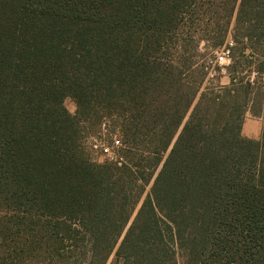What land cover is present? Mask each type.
<instances>
[{"label":"trees","instance_id":"1","mask_svg":"<svg viewBox=\"0 0 264 264\" xmlns=\"http://www.w3.org/2000/svg\"><path fill=\"white\" fill-rule=\"evenodd\" d=\"M0 264H264V0H0Z\"/></svg>","mask_w":264,"mask_h":264},{"label":"rangeland","instance_id":"2","mask_svg":"<svg viewBox=\"0 0 264 264\" xmlns=\"http://www.w3.org/2000/svg\"><path fill=\"white\" fill-rule=\"evenodd\" d=\"M211 56H212L211 57L212 58L211 63L212 64L214 63V66L217 67V69L219 70V73H217V75H216L217 80H216L215 84L218 86H224L225 84L228 83V78L226 76H224V74L221 73L220 68L223 67L225 63H223V62H221V64L215 63L214 62L215 61V58H214L215 53H213ZM235 75H239V74H235ZM64 107L67 109V111L69 113L74 114L76 107H75V104L71 98H66L64 100ZM247 115L253 117L250 113H247ZM91 136H92V139L89 138L91 141V145L93 144L96 147V148H94V146H92V149H91L93 159L97 163H103L105 161V158L102 156V154L100 152V147H102L103 141H99L100 139H98V137H100L101 140H103V138H102V136L99 135V132H96V131H95V133L91 134ZM117 137H116V139H118ZM113 152H114V150H113ZM116 152L119 153V150L117 149Z\"/></svg>","mask_w":264,"mask_h":264},{"label":"built area","instance_id":"3","mask_svg":"<svg viewBox=\"0 0 264 264\" xmlns=\"http://www.w3.org/2000/svg\"><path fill=\"white\" fill-rule=\"evenodd\" d=\"M215 63L221 64V62L225 63L223 67L220 68V71L222 74L225 73V67L229 63V59L227 58V55L223 51L215 52ZM212 59V58H211ZM211 59L208 61L207 65L209 67L208 69V78H215L217 73H219V70L217 71V67L214 66V63H211ZM94 146V145H93ZM94 148H96L94 146ZM120 144L117 139H114L113 144L111 145H105L103 144L102 147H100V152L102 156L105 158V161L107 162H117L118 159V153L116 152L117 149L119 150ZM114 150V152H113Z\"/></svg>","mask_w":264,"mask_h":264},{"label":"crops","instance_id":"4","mask_svg":"<svg viewBox=\"0 0 264 264\" xmlns=\"http://www.w3.org/2000/svg\"><path fill=\"white\" fill-rule=\"evenodd\" d=\"M262 121L259 118L251 117L246 114L242 128L241 135L248 139H258L261 134Z\"/></svg>","mask_w":264,"mask_h":264}]
</instances>
